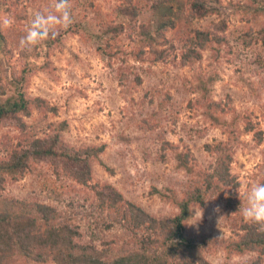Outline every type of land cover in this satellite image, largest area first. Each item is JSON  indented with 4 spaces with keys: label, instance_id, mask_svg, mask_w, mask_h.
Masks as SVG:
<instances>
[{
    "label": "rangeland",
    "instance_id": "374dc122",
    "mask_svg": "<svg viewBox=\"0 0 264 264\" xmlns=\"http://www.w3.org/2000/svg\"><path fill=\"white\" fill-rule=\"evenodd\" d=\"M6 1L8 9L0 5V28L7 36L5 48L0 45V98H11L20 90L31 98L42 97L57 112L44 113L30 106V114L21 117L33 135L43 137L49 123L66 120L64 141L76 147L104 144L105 149L102 163L91 160L86 185L40 162L18 179L5 177L1 197L54 207L60 218L73 220L82 242L103 247L113 239L123 241L128 237L119 224L105 226L111 219L109 211L96 202L100 185L110 183L127 200L154 215L173 214L176 209L151 193L152 187L180 193L188 180L175 150L162 144L168 141L179 149L188 148L194 163L206 168L213 158L204 144L225 141L226 129L243 130L248 120L253 130L239 134L231 162V172L240 183L238 195L243 196L241 213L233 217L222 202L209 197L203 206L193 208L187 225L198 235L236 236L233 221L241 216L264 217L258 201L264 198V13L257 1L208 0L218 12L193 19L188 26L211 30L225 42L216 46L217 56L205 48L200 50L201 58L187 66L181 64L185 49L181 36L188 26L179 23L165 30L159 44L152 46L166 49L162 60L152 61L155 54L149 46L140 59L134 56L140 46L136 32L141 27L153 31L160 18L150 7H142L134 16L123 0ZM172 7L171 18L178 11L176 5ZM119 24L123 26L119 34L105 32ZM248 32L253 34L249 43ZM51 35L62 38L60 45L48 50L47 66L30 72L25 85L10 84L11 72L21 70L24 53L31 57L40 50L44 54ZM106 43L120 50L108 57L103 54ZM198 75L215 78L209 92L218 105L214 114L218 122L198 101L194 90ZM233 116L237 124L228 126ZM254 132L261 133L260 142ZM22 133L14 125H0V158L15 148ZM204 255L210 264H245L256 257L255 252L227 257L221 248Z\"/></svg>",
    "mask_w": 264,
    "mask_h": 264
},
{
    "label": "trees",
    "instance_id": "16d2710c",
    "mask_svg": "<svg viewBox=\"0 0 264 264\" xmlns=\"http://www.w3.org/2000/svg\"><path fill=\"white\" fill-rule=\"evenodd\" d=\"M59 1L63 3L67 0ZM253 1H257L258 8L264 13V5L260 4V0ZM123 2L133 10L134 16L142 7H150L160 15L153 31L141 27L136 32L140 46L134 56L140 59L144 48L149 46L155 54L153 62L162 60L166 55V49L152 47L154 44H159V38L163 36L165 30L175 27L177 23L180 27L188 26L193 19L218 12V8L208 0H123ZM0 3L3 9H8L6 0H0ZM173 4L177 6L178 11L173 12L171 18ZM122 30L123 26L119 24L108 26L105 32L112 31L114 34H119ZM185 30L186 34L181 36L185 47L181 54V64L184 66L200 59V50L205 48L213 49L217 56L220 52L219 48L225 42L223 36L208 29L188 26ZM248 33L245 34L249 37L247 43L253 36ZM27 34L26 32L25 35ZM6 37L5 32L0 28V45L3 44V48ZM61 38L62 36L51 35L44 54H40V50H37L35 55L29 57L25 52L21 70L17 72L18 74L15 71L11 72L10 84L25 85L28 83L30 72L45 68L49 62L48 50L54 45H60ZM105 47L102 53L108 57L114 56L120 50L118 46L113 49L108 43ZM39 48L41 49L42 46ZM214 81L215 78L212 76L198 75L194 90L199 93L198 101L201 100L205 110H208L213 120L218 122L219 119L214 116L218 105L211 99L209 92V87ZM30 106H35L44 113L49 110L57 112V107L49 106L46 99L31 98L23 90L11 98L5 100L0 98V125H14L23 131L22 140L10 150L7 157L0 158V190L5 177L18 179L29 168L36 167L40 162L49 164L58 175L62 172L86 185L91 178V160L95 159L102 163L100 155L104 152L105 145L86 147L70 145L63 140V132L68 128L66 120L49 123L48 132L43 137L33 135L21 117L30 114ZM231 124L236 126V116L232 117L231 123H227L228 126ZM226 130L228 133L225 141L214 139L204 144L205 151L213 158V162L206 168L198 167L194 163L188 148L179 149L177 145L168 141L162 144L163 148L170 147L175 150L177 164L184 170L188 180L186 187L180 193L169 187H165L162 191L152 187L151 193L158 194L161 200L176 209L173 214L154 215L139 204L127 200L110 183L100 185L95 190L96 202L102 210L109 211L111 219L105 226L110 228L117 223L128 237L123 241L113 239L103 247L77 239L80 235L79 228L69 216L60 218L54 207L24 199L4 198L0 195V264H48L49 262L54 264H210L204 253L213 252L218 248H221L227 257L255 252L256 257L245 264H264L263 216L256 215L247 219L241 216L240 220L233 221L231 229L236 236L198 235L189 230L187 225L192 217L193 208L203 206L209 197L222 202L233 217L242 211L243 196L238 195L240 183L231 172V162L239 134L243 131H252L253 125L247 120L243 130L237 128ZM254 134L256 141L260 142L261 133L254 132ZM107 170L113 173L108 167ZM51 185V190H54L55 185ZM258 201L264 207V198H258Z\"/></svg>",
    "mask_w": 264,
    "mask_h": 264
}]
</instances>
